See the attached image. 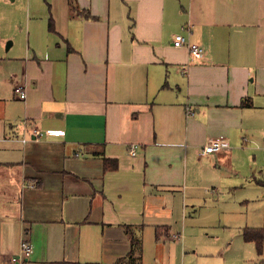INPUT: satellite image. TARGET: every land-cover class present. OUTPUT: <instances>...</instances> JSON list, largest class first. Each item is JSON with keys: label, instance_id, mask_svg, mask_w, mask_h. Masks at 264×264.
Returning <instances> with one entry per match:
<instances>
[{"label": "crops", "instance_id": "0c3cea01", "mask_svg": "<svg viewBox=\"0 0 264 264\" xmlns=\"http://www.w3.org/2000/svg\"><path fill=\"white\" fill-rule=\"evenodd\" d=\"M0 1L23 46L0 28V264L23 240L25 264L196 261L180 229L200 194L252 182L236 142L264 109V0Z\"/></svg>", "mask_w": 264, "mask_h": 264}, {"label": "rangeland", "instance_id": "374dc122", "mask_svg": "<svg viewBox=\"0 0 264 264\" xmlns=\"http://www.w3.org/2000/svg\"><path fill=\"white\" fill-rule=\"evenodd\" d=\"M0 5L3 10L11 8L9 6L13 3L3 4L0 1ZM0 28L8 30V36H12L7 41L14 42L12 39L16 38L11 54L21 55L23 48L20 46H23L17 43L19 38L14 24L0 18ZM7 56L5 46H0V66L3 64L0 67V78L8 71ZM262 73L264 76V69ZM261 86L264 88L263 77ZM249 115H253L252 118H247L250 120L249 124H243L248 129L247 137L243 136L240 142H236L242 151L238 152L235 162L236 165L239 164L242 172L252 171L249 179L252 182L236 191L224 188L215 197L216 202L211 196L200 194L191 220L184 230L180 229V233L184 234L183 245L196 260L188 258L184 264H222L224 258L227 264H264V239L262 255H258L254 244L245 243L242 236L245 228L264 229V134L260 133L264 131V109L260 108ZM219 136H224L228 140L229 148L232 147L230 138L224 134L217 137ZM180 254L179 248L178 263H181Z\"/></svg>", "mask_w": 264, "mask_h": 264}, {"label": "built area", "instance_id": "2783aa9c", "mask_svg": "<svg viewBox=\"0 0 264 264\" xmlns=\"http://www.w3.org/2000/svg\"><path fill=\"white\" fill-rule=\"evenodd\" d=\"M182 31H186L190 33V28L185 27L182 28ZM173 46L175 47H183L187 46L190 54L192 55L193 58L195 59H201L203 58L204 55V49L196 44H189L187 42L186 36L183 35V33H178L175 35L174 40H173ZM16 94H18L19 98L24 99L25 98V92L22 90V88H16ZM189 115H193V113L189 110ZM50 134H58L59 132H47ZM35 137L39 138L44 135L43 132L40 130H35L34 131ZM229 149V143L228 140L224 136H219L211 139L209 142L204 144L199 151L200 156H206L212 153L216 152H222L224 150ZM129 153L134 156L136 153V146L132 145L130 147ZM31 254V246L30 244L26 241L23 240L20 246V252L17 255H13L8 264H25V261L28 260L29 256Z\"/></svg>", "mask_w": 264, "mask_h": 264}, {"label": "trees", "instance_id": "16d2710c", "mask_svg": "<svg viewBox=\"0 0 264 264\" xmlns=\"http://www.w3.org/2000/svg\"><path fill=\"white\" fill-rule=\"evenodd\" d=\"M74 0H69V3L72 5ZM49 30H53L52 21H49ZM113 160L104 159V169H108L111 166ZM243 239L245 242H253L258 255L262 254V242L264 239V229L262 228H245L243 230ZM132 246L138 245L140 247L139 241L131 239Z\"/></svg>", "mask_w": 264, "mask_h": 264}]
</instances>
